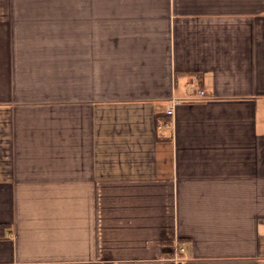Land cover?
Segmentation results:
<instances>
[{
  "label": "crops",
  "instance_id": "crops-1",
  "mask_svg": "<svg viewBox=\"0 0 264 264\" xmlns=\"http://www.w3.org/2000/svg\"><path fill=\"white\" fill-rule=\"evenodd\" d=\"M180 263L264 264V0H0V264Z\"/></svg>",
  "mask_w": 264,
  "mask_h": 264
},
{
  "label": "built area",
  "instance_id": "built-area-1",
  "mask_svg": "<svg viewBox=\"0 0 264 264\" xmlns=\"http://www.w3.org/2000/svg\"><path fill=\"white\" fill-rule=\"evenodd\" d=\"M192 87H193V86H191L190 88H192ZM200 94L203 95L204 92L201 91ZM179 103H180V100H177V101L175 102V105H177V104H179ZM174 107H175V106L169 108V110H168V114H173V113H174ZM169 126H170V123H168V122H162V123L159 125V129H163V128H166V127H169ZM180 264H182V263H180Z\"/></svg>",
  "mask_w": 264,
  "mask_h": 264
}]
</instances>
